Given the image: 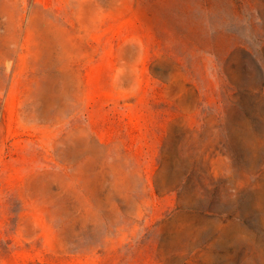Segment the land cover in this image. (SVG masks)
<instances>
[{
    "label": "rangeland",
    "instance_id": "obj_1",
    "mask_svg": "<svg viewBox=\"0 0 264 264\" xmlns=\"http://www.w3.org/2000/svg\"><path fill=\"white\" fill-rule=\"evenodd\" d=\"M0 264H264V0H0Z\"/></svg>",
    "mask_w": 264,
    "mask_h": 264
}]
</instances>
